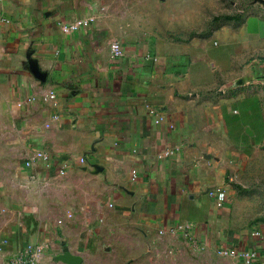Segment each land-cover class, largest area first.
<instances>
[{
    "label": "crops",
    "instance_id": "1",
    "mask_svg": "<svg viewBox=\"0 0 264 264\" xmlns=\"http://www.w3.org/2000/svg\"><path fill=\"white\" fill-rule=\"evenodd\" d=\"M121 3L0 0V264H264V9L181 39Z\"/></svg>",
    "mask_w": 264,
    "mask_h": 264
},
{
    "label": "rangeland",
    "instance_id": "2",
    "mask_svg": "<svg viewBox=\"0 0 264 264\" xmlns=\"http://www.w3.org/2000/svg\"><path fill=\"white\" fill-rule=\"evenodd\" d=\"M134 1L135 11H126L127 0H119L122 2L118 6L122 9L117 12L119 19L141 22L142 26L138 29L140 31L160 34L165 29L181 39L215 26L220 21L264 9V0H165V6L160 7L155 0V6L151 3V7L155 9L148 13L136 10L142 7V4L136 5V2L151 0Z\"/></svg>",
    "mask_w": 264,
    "mask_h": 264
},
{
    "label": "built area",
    "instance_id": "3",
    "mask_svg": "<svg viewBox=\"0 0 264 264\" xmlns=\"http://www.w3.org/2000/svg\"><path fill=\"white\" fill-rule=\"evenodd\" d=\"M92 23H93L92 18L77 19L74 22L69 23V24H60V29H61V32L64 34H72V33L79 32L81 30L88 29L89 27H91ZM110 54H111V57L113 59L120 57L122 55L121 45L117 42L111 43ZM53 98H54L53 95L49 96V99H53ZM151 114L154 116L156 123H160V122L164 121V117L160 113H158L154 110H151ZM36 159L42 160V161L47 162V163L51 161V157L48 154H45L43 152L38 153L36 155ZM79 162L81 164H83L84 159H80ZM26 165L30 166V165H32V162H28V163H26ZM65 171H66V166L64 165L62 167V169L59 171V174H63ZM209 194H210V196H212L216 199L217 206H221L223 204V202H225V200H226L225 193L221 190H212V191H209ZM110 207H111V205H110ZM58 223L60 224L61 222H58ZM177 230L185 231L186 227L180 226L177 228ZM255 234L258 235L257 233H255ZM185 236H187V235H185ZM2 244H5V241H2ZM32 251H33V248L31 246H28L26 248V250L24 251V253H21L17 256V259L15 260L16 264H34L28 259L29 254ZM244 257L246 259H252L255 257V255L253 253H250V254L248 253V254H245Z\"/></svg>",
    "mask_w": 264,
    "mask_h": 264
}]
</instances>
